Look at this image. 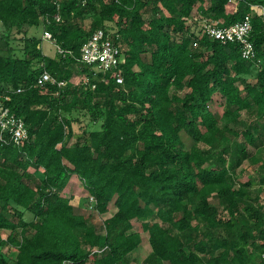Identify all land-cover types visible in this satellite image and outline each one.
<instances>
[{
  "label": "trees",
  "instance_id": "1",
  "mask_svg": "<svg viewBox=\"0 0 264 264\" xmlns=\"http://www.w3.org/2000/svg\"><path fill=\"white\" fill-rule=\"evenodd\" d=\"M252 5L264 0H62L56 23L51 0H0V94L28 131L21 147L0 141V264H131L140 232L151 252L139 264H262L264 205L254 206L249 181L233 187L226 164L239 135L256 148L263 130L264 24ZM196 7L222 26L252 14L255 60L201 27L190 32ZM39 25L75 55L94 31L110 32L124 54L123 83L45 56L28 35ZM13 30L23 35L20 54ZM76 66L88 85L72 82ZM42 70L66 87L36 85ZM215 94L221 115L209 107ZM74 111L100 128L73 139ZM240 155L259 159L246 147ZM76 186L101 224L77 211Z\"/></svg>",
  "mask_w": 264,
  "mask_h": 264
},
{
  "label": "built area",
  "instance_id": "2",
  "mask_svg": "<svg viewBox=\"0 0 264 264\" xmlns=\"http://www.w3.org/2000/svg\"><path fill=\"white\" fill-rule=\"evenodd\" d=\"M56 8V14L53 20L56 23L62 22L60 13L62 0H51ZM82 4L86 0H81ZM235 3V0H230ZM251 10L259 16L264 24V5H252ZM252 14L246 15L241 21L230 26H222L218 21L202 19V31L212 40L220 41L221 43H236L239 45L241 57L244 60H255L256 52L251 41L252 32ZM46 24H49L48 19H45ZM42 39L50 41L55 47V53L60 57H71L78 64L87 66L94 71V77L97 73L103 75L110 74L115 78L117 84L123 83L121 76V65L125 62L122 48L112 40L110 32L103 29L94 31L90 37L84 42L79 50L78 55L70 49L61 48L55 41L52 33L44 28ZM89 77L82 75L81 84L88 85ZM56 84L58 88H64L67 81H56L46 70L36 78V85L45 86L47 84ZM95 86L92 84L91 88ZM22 89H18L17 92ZM9 100L8 95L0 94V141L3 144H11L16 147H21L28 140V131L22 118L11 112L6 105ZM93 202V199L90 198ZM264 229V226H263ZM260 260L264 264V248L260 253Z\"/></svg>",
  "mask_w": 264,
  "mask_h": 264
},
{
  "label": "rangeland",
  "instance_id": "3",
  "mask_svg": "<svg viewBox=\"0 0 264 264\" xmlns=\"http://www.w3.org/2000/svg\"><path fill=\"white\" fill-rule=\"evenodd\" d=\"M145 18L148 19L149 14H145ZM199 22L200 23H198V25L194 26V29H193L194 31H198L199 28L201 27L202 21L200 20ZM88 23L89 21L86 19L84 22V25L88 26ZM43 31H44V26L39 25L37 29L32 28L29 31L28 35L29 36L34 35L38 39H40V48L42 50V53L45 56L53 57L56 52L55 47L53 43H51L50 41H46L42 39ZM22 36L23 35L21 33H18L15 30H13L11 33L10 43H11V47H13L14 52L16 54L21 53L20 50L22 47ZM72 72H73L72 82L74 84L80 83L81 77H82L80 73V69L77 66L73 67ZM247 81L251 84L256 83L255 72H252V75L248 77ZM209 107H210V110L217 113L218 115H221L224 112V106H223V103L220 101V97L218 94H215L213 96V101L212 103L209 104ZM241 114L242 116L240 120L241 119L244 120V118H247L245 117V114L243 112ZM67 116H69L72 119V125H73V131H74L73 139L85 137L90 131L98 130L100 128L101 121L94 122L91 119L88 112L86 113L85 111H74L73 113ZM261 123H263L262 125L264 126V121H262ZM237 125H239V129L244 128L241 124H237ZM233 126L234 124H230V127H233ZM257 144H258V147L255 148L253 145L247 142L242 135H239V137L235 139L233 143V157L232 158L228 157L226 164H227V167L230 169L229 174H231V176L234 178L233 180L235 182V185H238L241 182V180H244V178H248V180L251 182V185L254 187L253 191L255 192V194L256 195L261 194L258 203H261L264 205V186L258 182V180L264 176V127H263V131L260 134V139L257 140ZM244 147L247 148L249 155L257 156V158H259L257 163H252V161H250L249 159L250 156L246 158L240 155L241 149ZM238 157L239 158L241 157V160H240L241 163L237 164ZM73 189L75 190L70 191V192L71 194L74 193L75 195V199L72 202L75 204L77 211L79 213L90 214L93 217L94 223L101 224L102 217L99 216V214H97V212L94 210L92 200L81 197L79 193L77 192L79 190L77 186L73 187ZM255 204L257 203L255 202ZM114 211H115V208L111 205L109 209V214H112ZM27 220H29V217H27ZM135 228L138 229L139 224L136 225ZM205 229H206L205 226H203L201 231H204ZM19 231L20 229H18V232ZM141 236H142L141 244L139 248L133 252V256L135 260L131 262V264H138L142 262L151 252V248L145 247L148 235L146 233H143Z\"/></svg>",
  "mask_w": 264,
  "mask_h": 264
},
{
  "label": "crops",
  "instance_id": "4",
  "mask_svg": "<svg viewBox=\"0 0 264 264\" xmlns=\"http://www.w3.org/2000/svg\"><path fill=\"white\" fill-rule=\"evenodd\" d=\"M207 5V1H205L204 3H203V7L204 6H206ZM201 17H202V15H201V13H200V11L198 10V8L196 7L194 10H193V12H192V15H191V17L187 20V25L189 26V31L190 32H197V31H194L193 29H194V26H196V25H198V23H200L199 21L200 20H202L201 19ZM88 21H89V23H90V19L88 18L87 19ZM85 22V21H84ZM89 23H88V25H89ZM192 30V31H191ZM56 56V53L54 54V56L53 57H55ZM241 116H242V114H241ZM247 117V116H246ZM245 119V118H244ZM246 121L249 123V121L250 120H247L246 119ZM262 121H264V120H261L260 121V125L262 126V128L264 127L262 124L263 123H261ZM261 131H263L262 129H261ZM228 173H230V172H228ZM231 175V174H230ZM232 177V176H231ZM232 179H234L233 177H232ZM245 179H247V180H245ZM247 181H249L248 180V178H244V180H241V182L238 184V185H235V182H234V180H233V187L235 188V189H237V188H239L244 182H247ZM258 182L260 183V184H262V183H264V176L261 178V179H259L258 180ZM263 186H264V184H262ZM262 186V187H263ZM247 189H249V190H251V191H253L254 189V187L251 185V182L249 181V185L246 187ZM256 195V194H255ZM257 195H259V198H260V196H261V194H257ZM254 197V196H253ZM255 204V203H254ZM263 204H261V203H257V204H255L254 206L255 207H258V206H262ZM223 207H219V213L220 212H223V215H224V217L225 216H227V214H226V211L225 210H223L222 209ZM263 210H264V208H263ZM225 213V214H224ZM244 213V212H243ZM245 214V216H248V214H246V213H244ZM143 233H145V232H140V236L143 234ZM147 235H148V233H146ZM141 240H142V236H141ZM259 239H257L255 242L256 243H259ZM148 243V244H147ZM140 244H141V242H140ZM140 244H139V246H140ZM139 246L134 250V251H136L138 248H139ZM150 245H149V242H148V236H147V242H146V245H145V247H147V248H150L149 247ZM246 249H247V251H249V252H251V251H253V247L250 245V242L248 243V245L246 246ZM133 251V252H134ZM133 252L131 253V258H132V261L131 262H133L134 260H135V258H134V256H133ZM150 254V253H149ZM148 254V255H149ZM201 256H203V255H201ZM258 261H259V258H258ZM143 262V261H142ZM141 263V262H140ZM139 264V263H138Z\"/></svg>",
  "mask_w": 264,
  "mask_h": 264
}]
</instances>
